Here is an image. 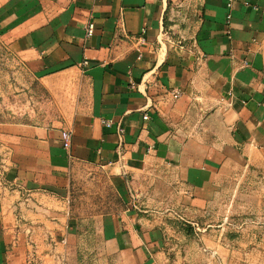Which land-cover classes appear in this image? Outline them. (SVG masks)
Segmentation results:
<instances>
[{
  "label": "crops",
  "instance_id": "1",
  "mask_svg": "<svg viewBox=\"0 0 264 264\" xmlns=\"http://www.w3.org/2000/svg\"><path fill=\"white\" fill-rule=\"evenodd\" d=\"M226 1L0 0V44L49 107L0 121V264H197L214 248L229 254L194 246L168 213L161 223L123 199L94 219L88 259L69 203L79 167L120 176L162 164L197 224L219 179L264 173V0H234L229 35ZM226 256L264 264V251Z\"/></svg>",
  "mask_w": 264,
  "mask_h": 264
},
{
  "label": "rangeland",
  "instance_id": "2",
  "mask_svg": "<svg viewBox=\"0 0 264 264\" xmlns=\"http://www.w3.org/2000/svg\"><path fill=\"white\" fill-rule=\"evenodd\" d=\"M45 102L46 93L40 85L0 44V121H31L49 109ZM50 112L57 114V106ZM175 179L174 171L162 164L120 176L100 167H79L71 182L69 203L81 231L88 234L84 256L92 258L89 247L94 219L119 212L124 208L123 199L161 223L162 214L168 213L167 222L182 229L188 238L192 236L194 246L221 247L229 252L220 255L214 248L205 257L197 254L194 263L225 264L223 256L246 258L264 251V173L238 172L219 179L212 203L195 218L197 224L181 210L182 199L188 195L183 189H171ZM173 240L180 256L179 239Z\"/></svg>",
  "mask_w": 264,
  "mask_h": 264
},
{
  "label": "built area",
  "instance_id": "3",
  "mask_svg": "<svg viewBox=\"0 0 264 264\" xmlns=\"http://www.w3.org/2000/svg\"><path fill=\"white\" fill-rule=\"evenodd\" d=\"M234 0H227L226 1V8H227V15L225 18V25L227 27L226 29V33L229 35L230 31V24H231V20H232V15H231V9H232V5H233ZM94 33V24L89 22L86 25V36L90 37L92 36ZM170 45H172L174 48H178V49H184V39L180 38L179 40L173 41L171 39L168 38L167 41ZM181 96V93L179 91H173L172 93V98L173 99H178ZM144 119H146V116H144ZM103 124L107 127L110 126L109 122H103ZM119 133H122V130H119ZM60 139H61V146L65 151H70L71 146H72V133L68 130H62L60 133Z\"/></svg>",
  "mask_w": 264,
  "mask_h": 264
}]
</instances>
